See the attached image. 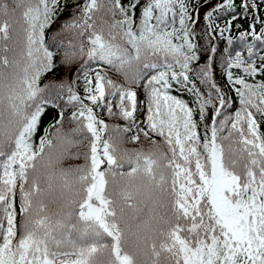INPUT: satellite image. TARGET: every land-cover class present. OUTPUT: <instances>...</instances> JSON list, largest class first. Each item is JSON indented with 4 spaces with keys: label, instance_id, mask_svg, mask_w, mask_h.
Masks as SVG:
<instances>
[{
    "label": "trees",
    "instance_id": "trees-1",
    "mask_svg": "<svg viewBox=\"0 0 264 264\" xmlns=\"http://www.w3.org/2000/svg\"><path fill=\"white\" fill-rule=\"evenodd\" d=\"M99 1L84 13L81 0H0V264H172L168 254L183 246L192 264H264V0H168L167 23L193 41L190 56L142 32L144 0ZM129 21L143 38L132 46L131 88L111 82L94 47L98 35L115 46ZM153 50L167 58H145ZM130 92L141 105L134 118L114 103ZM87 108L104 124L99 134ZM72 109L79 118L64 115ZM139 129L164 147L159 157L140 156L130 138ZM94 149L113 158L102 164L106 215L96 230L82 214ZM215 151L242 181L237 209L252 249L207 199ZM155 161L190 192L163 200L142 179Z\"/></svg>",
    "mask_w": 264,
    "mask_h": 264
},
{
    "label": "rangeland",
    "instance_id": "rangeland-1",
    "mask_svg": "<svg viewBox=\"0 0 264 264\" xmlns=\"http://www.w3.org/2000/svg\"><path fill=\"white\" fill-rule=\"evenodd\" d=\"M156 8H157V6H151V7H149V9H148L149 11H148L147 16L149 15V13L152 10H154ZM130 23L133 24L134 21H130ZM148 27H150V31L147 30V32L150 35L153 34L154 35V38H152V39H155L158 42H161L162 40H165L167 38V36L175 28V27H170V28H165L164 27L163 30L159 34H154L152 32V27L150 25ZM147 38H149V36H147ZM100 48H101V52L105 53L106 55L110 54V51L106 48L105 45L102 44L100 46ZM97 87H98V85H97ZM89 120L90 119L88 118V121ZM90 123H91V126H94V123H96V122H95V120H92L91 119ZM98 125H99V123H98ZM103 126H104V124H101L100 123V125L97 126L98 131H102L103 130ZM114 129H110V131L112 133H114L115 132ZM122 145H124V144H122ZM137 146H138L137 149L139 150L140 156H142V157H145V156H153L155 158L156 157H159V155L156 154V149L157 148H161V147L164 148L162 145H152V143H146V139H144V140H141L140 139L139 142L137 143ZM120 150H126V149L124 147V148H121ZM226 182H227V179H225V178H223L221 176H217V177L214 176V179L213 180H210V184H209L210 187H213V190L210 188L209 192H211V190H212V193L214 195V198L217 201V205H221L223 207H228L227 202H226V199H225V196L226 195L224 194V189H225V187H227L226 186ZM233 216L235 218V221H227V219L224 217L225 218V221H226V224L228 225L229 229H231V232L235 235V237L238 240H242L243 239L242 242L243 241L246 242V243L248 242V244H247L248 246L246 244H244L246 250H249L250 248L252 249V242L246 236L244 237L245 232H244V229H243V227H242V225L240 223L239 215H238L237 218H236V215L235 214H233ZM246 233H247V230H246ZM251 255H252V252H251L250 256Z\"/></svg>",
    "mask_w": 264,
    "mask_h": 264
}]
</instances>
